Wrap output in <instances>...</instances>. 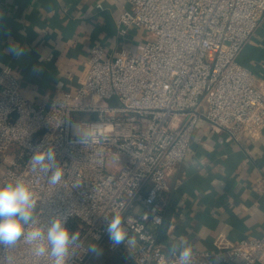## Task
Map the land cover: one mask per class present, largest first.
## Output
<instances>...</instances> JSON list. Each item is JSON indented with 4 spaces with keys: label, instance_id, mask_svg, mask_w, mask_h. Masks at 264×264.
Masks as SVG:
<instances>
[{
    "label": "built area",
    "instance_id": "2783aa9c",
    "mask_svg": "<svg viewBox=\"0 0 264 264\" xmlns=\"http://www.w3.org/2000/svg\"><path fill=\"white\" fill-rule=\"evenodd\" d=\"M263 18L264 0H128L117 18L119 33L136 26L147 39L112 53L90 46L75 92L36 102L20 91L11 64L1 67L0 180L31 183L37 224L68 217L69 230L80 233L68 264H85L91 244L124 253L134 264H179L158 239L169 201L166 175L184 159L199 118L234 141L264 133V83L236 59ZM79 133L92 139L76 143ZM38 146L54 148L63 169L58 185L33 171L29 160ZM108 160L117 168L109 169ZM116 214L127 233L118 246L107 232ZM262 261L264 234L218 235L212 248L194 249L193 256V264ZM0 264L52 261L21 241L0 248Z\"/></svg>",
    "mask_w": 264,
    "mask_h": 264
},
{
    "label": "crops",
    "instance_id": "0c3cea01",
    "mask_svg": "<svg viewBox=\"0 0 264 264\" xmlns=\"http://www.w3.org/2000/svg\"><path fill=\"white\" fill-rule=\"evenodd\" d=\"M127 5L128 0H0V69L11 64L20 91L36 102L45 95L75 92L90 46L98 44L112 53L147 39L136 26L119 33L117 18ZM10 41L24 45L25 55H10ZM236 59L264 83V18ZM3 170L0 163V176ZM262 177L264 133L258 139L244 133L234 141L199 118L184 159L166 175L169 201L158 228L164 249L170 253L172 245L180 244L210 249L218 235L230 240L263 235Z\"/></svg>",
    "mask_w": 264,
    "mask_h": 264
},
{
    "label": "clouds",
    "instance_id": "9594fccd",
    "mask_svg": "<svg viewBox=\"0 0 264 264\" xmlns=\"http://www.w3.org/2000/svg\"><path fill=\"white\" fill-rule=\"evenodd\" d=\"M0 19H3L0 15ZM7 52L17 58L25 55L26 48L19 42L10 41ZM77 128V126H74ZM92 139L89 133L77 134L76 143L86 144ZM29 163L41 171L49 185H58L63 177L54 148L41 149L39 146ZM51 173L50 175L48 173ZM37 199L30 182L22 177L0 184V248L11 249L23 241L31 247L34 255L47 256L52 264H68L73 247L80 243V233L67 227V216H57L47 225L36 221ZM109 239L118 246L127 238L122 217L116 214L107 224ZM96 253L95 244L89 246ZM171 252L178 257L179 264H193L194 250L186 244L172 245Z\"/></svg>",
    "mask_w": 264,
    "mask_h": 264
},
{
    "label": "rangeland",
    "instance_id": "374dc122",
    "mask_svg": "<svg viewBox=\"0 0 264 264\" xmlns=\"http://www.w3.org/2000/svg\"><path fill=\"white\" fill-rule=\"evenodd\" d=\"M146 35V31H142ZM116 97H112L108 102H113ZM118 166L117 163L107 162V167L112 169V167ZM117 168V167H116ZM96 253H92L85 264H133V262L125 256L123 260L117 259L119 256L116 252L111 251L106 245H101L97 248Z\"/></svg>",
    "mask_w": 264,
    "mask_h": 264
},
{
    "label": "trees",
    "instance_id": "16d2710c",
    "mask_svg": "<svg viewBox=\"0 0 264 264\" xmlns=\"http://www.w3.org/2000/svg\"><path fill=\"white\" fill-rule=\"evenodd\" d=\"M119 257L117 259L119 260H123L125 258V254L124 253H121V252H118L116 253ZM134 264V263H133Z\"/></svg>",
    "mask_w": 264,
    "mask_h": 264
}]
</instances>
